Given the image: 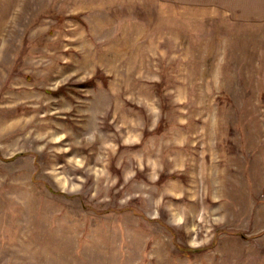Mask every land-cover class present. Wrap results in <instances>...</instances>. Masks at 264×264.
<instances>
[{
	"label": "rangeland",
	"instance_id": "rangeland-1",
	"mask_svg": "<svg viewBox=\"0 0 264 264\" xmlns=\"http://www.w3.org/2000/svg\"><path fill=\"white\" fill-rule=\"evenodd\" d=\"M223 2L0 0V264H264V18Z\"/></svg>",
	"mask_w": 264,
	"mask_h": 264
},
{
	"label": "crops",
	"instance_id": "crops-1",
	"mask_svg": "<svg viewBox=\"0 0 264 264\" xmlns=\"http://www.w3.org/2000/svg\"><path fill=\"white\" fill-rule=\"evenodd\" d=\"M221 6L234 12L235 16L249 17L252 15L264 18V0H234V4L230 0H223ZM230 3V5H228ZM240 3V4H239ZM228 6V8H227Z\"/></svg>",
	"mask_w": 264,
	"mask_h": 264
}]
</instances>
